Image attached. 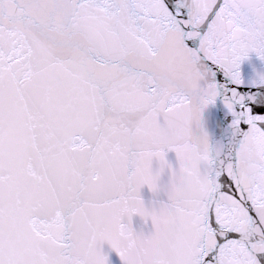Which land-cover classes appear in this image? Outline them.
<instances>
[{"label": "snow or ice", "instance_id": "snow-or-ice-1", "mask_svg": "<svg viewBox=\"0 0 264 264\" xmlns=\"http://www.w3.org/2000/svg\"><path fill=\"white\" fill-rule=\"evenodd\" d=\"M250 54L264 0H0V264H264Z\"/></svg>", "mask_w": 264, "mask_h": 264}]
</instances>
